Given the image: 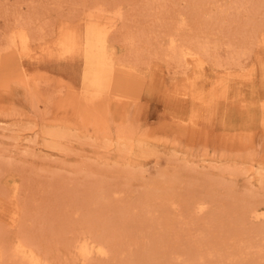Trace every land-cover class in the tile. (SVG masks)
Here are the masks:
<instances>
[{"label":"rangeland","instance_id":"374dc122","mask_svg":"<svg viewBox=\"0 0 264 264\" xmlns=\"http://www.w3.org/2000/svg\"><path fill=\"white\" fill-rule=\"evenodd\" d=\"M14 1L0 0V264H31L19 244L39 264H264V0ZM89 20L136 71L127 93L86 97L83 58H43ZM19 26L22 59L7 49ZM172 38L209 47L200 69L169 60ZM89 242L104 253L82 255Z\"/></svg>","mask_w":264,"mask_h":264},{"label":"bare ground","instance_id":"6f19581e","mask_svg":"<svg viewBox=\"0 0 264 264\" xmlns=\"http://www.w3.org/2000/svg\"><path fill=\"white\" fill-rule=\"evenodd\" d=\"M22 2L23 0L14 1L16 5H20ZM90 17L92 18V15H90ZM108 35H109L108 29L102 28L100 27L99 24L95 23V21L89 20V22H87V24L85 25L84 30L81 32L76 31L72 28H67L61 31L59 37L56 39L55 42V45L58 50L55 51L46 50L42 56L43 58L46 59L50 57H55L56 59L64 58V59H69L70 61H74L77 58L79 59L83 58L85 62L84 64L85 75L84 74L83 75L85 76V81L87 83L85 87L86 97H89L93 94L100 97V95H102L104 91H107L109 87H111L113 90H115L118 93L124 94L127 93V91L131 86V83L135 80L136 71L134 70L133 67H128L126 65L127 62L124 64H117L113 58L109 57V45L107 41ZM129 40L131 41V39ZM131 42L132 43L129 46L131 47L130 49L131 53L134 54V50L132 47H136L135 46L136 44H133V41ZM30 43H31V37L29 35V32L24 27L19 26L12 33V36L10 37L8 43L9 45L8 47L7 46L6 47L8 50L12 52L14 58L22 59L24 57L30 56L31 53ZM170 43H171L170 44L171 48L169 49H171V54L168 56L170 61L177 64L179 67H183V66L185 67L186 64H188L189 66L191 63H195L197 69H200L202 67L203 61L201 56H203L202 54L208 53L207 51L209 49L208 46H207L208 48H206L204 47V45L200 44L201 45L200 47L198 44L197 47H191L187 45H186L187 47H185V46H181V44H178L179 42L177 43L175 38H172ZM233 58L235 59V57ZM21 70L23 71V68ZM226 75L227 76L221 79L220 82L218 83L219 90L220 88H222V90H227L228 86L231 85L232 81L229 78L231 77V74L227 73ZM195 86L196 85L194 83L193 84L194 89ZM215 88L216 87H214L213 89ZM214 97H216V95H212V97L209 100L212 99L213 101L215 99ZM261 107L263 108L262 104ZM98 245L100 247L98 246V248H96L92 242H89L87 247L84 249L82 255L90 256L95 250L99 252V255L100 253L103 254L105 247L101 246L103 245L102 243L101 244L99 243ZM17 249L22 254H24V256H26V258L29 260L31 264H39V259L32 250H27L26 247L22 244H19Z\"/></svg>","mask_w":264,"mask_h":264}]
</instances>
